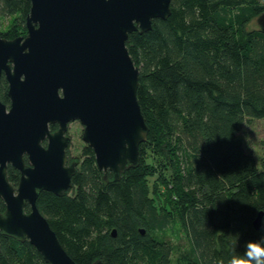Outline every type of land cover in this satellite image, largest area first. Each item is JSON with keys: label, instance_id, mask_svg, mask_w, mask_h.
I'll use <instances>...</instances> for the list:
<instances>
[{"label": "trees", "instance_id": "16d2710c", "mask_svg": "<svg viewBox=\"0 0 264 264\" xmlns=\"http://www.w3.org/2000/svg\"><path fill=\"white\" fill-rule=\"evenodd\" d=\"M29 7L28 0H0V23H11L1 37L26 34ZM169 7L166 19H152L149 30L126 39L148 126L138 165L118 180L109 171L104 179L84 144L71 192L37 197L76 264H216L264 237V160L245 150L240 134L246 118L264 120V33L248 28L264 3L170 0ZM7 88L2 75L6 105ZM7 176L16 186L18 170L8 165ZM174 224L188 246L171 244ZM0 264L47 263L28 240L0 233Z\"/></svg>", "mask_w": 264, "mask_h": 264}, {"label": "water", "instance_id": "95a60500", "mask_svg": "<svg viewBox=\"0 0 264 264\" xmlns=\"http://www.w3.org/2000/svg\"><path fill=\"white\" fill-rule=\"evenodd\" d=\"M28 1L26 34L0 36V79L7 81L9 98L8 105L0 100V233L28 240L47 264H76L38 210L37 196H59L70 187L76 162L67 164L65 132L75 120L104 179L109 171L118 180L138 165L148 126L126 39L149 30L152 19H166L170 0ZM255 22L264 33V11ZM8 165L19 172L16 186ZM262 215L252 220L255 229Z\"/></svg>", "mask_w": 264, "mask_h": 264}, {"label": "rangeland", "instance_id": "374dc122", "mask_svg": "<svg viewBox=\"0 0 264 264\" xmlns=\"http://www.w3.org/2000/svg\"><path fill=\"white\" fill-rule=\"evenodd\" d=\"M260 2L264 3V0H260ZM9 22V17L4 18L0 23V31L11 26V23ZM253 27H258L255 22V18H252L248 24V28ZM82 127L83 126L77 120L69 122L67 125V133L70 137V143L68 146L69 154L76 159H78L81 148L85 144L81 138ZM240 134L243 138L245 150L252 153L258 162L261 159L264 160V120L257 118H246L241 126ZM173 233H175V235L169 234L172 245L177 247L188 246V242L177 224H174Z\"/></svg>", "mask_w": 264, "mask_h": 264}, {"label": "clouds", "instance_id": "9594fccd", "mask_svg": "<svg viewBox=\"0 0 264 264\" xmlns=\"http://www.w3.org/2000/svg\"><path fill=\"white\" fill-rule=\"evenodd\" d=\"M216 264H264V237L247 241L242 253L233 251L227 259L218 258Z\"/></svg>", "mask_w": 264, "mask_h": 264}, {"label": "flooded vegetation", "instance_id": "af4514ba", "mask_svg": "<svg viewBox=\"0 0 264 264\" xmlns=\"http://www.w3.org/2000/svg\"><path fill=\"white\" fill-rule=\"evenodd\" d=\"M51 125H53L54 128L50 129V126H49V129H50V130H54V129L56 128V124H51ZM65 134L68 135L67 130H66ZM68 136H69V135H68ZM44 143H45V142L43 141V144H44ZM69 143H70V142H69ZM68 146H69V144H68ZM67 152H68V153H67ZM66 155H67V164H68L69 162H71V161H75V162H76V165H75V170H76V168H77V166H78V163H79V162H77L78 159H76L75 157H73L72 155L69 154L68 147L66 148ZM70 186H71V185H70ZM69 188H70V187H69ZM69 188L67 189V190H68V193L71 192V191L69 190ZM67 190H66V191H67ZM66 191H65V192H66ZM65 192H64V193H65ZM64 193H63V194H64ZM63 194H62V195H63ZM37 197H38V196H37ZM36 201H37V199H36Z\"/></svg>", "mask_w": 264, "mask_h": 264}]
</instances>
